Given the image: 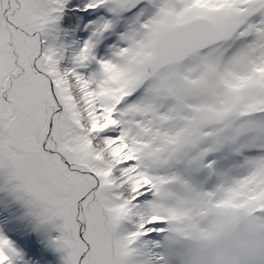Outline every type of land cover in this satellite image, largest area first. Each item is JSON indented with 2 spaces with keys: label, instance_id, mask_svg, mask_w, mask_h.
<instances>
[{
  "label": "snow or ice",
  "instance_id": "6c2138e0",
  "mask_svg": "<svg viewBox=\"0 0 264 264\" xmlns=\"http://www.w3.org/2000/svg\"><path fill=\"white\" fill-rule=\"evenodd\" d=\"M217 209L264 215V0H0V264H169Z\"/></svg>",
  "mask_w": 264,
  "mask_h": 264
},
{
  "label": "clouds",
  "instance_id": "9594fccd",
  "mask_svg": "<svg viewBox=\"0 0 264 264\" xmlns=\"http://www.w3.org/2000/svg\"><path fill=\"white\" fill-rule=\"evenodd\" d=\"M168 249L180 253L171 255L169 264H237L243 258L252 264L264 256V215L240 216L228 209L215 210L214 218L204 227H197L191 239L169 233ZM137 264H152L141 257Z\"/></svg>",
  "mask_w": 264,
  "mask_h": 264
},
{
  "label": "rangeland",
  "instance_id": "374dc122",
  "mask_svg": "<svg viewBox=\"0 0 264 264\" xmlns=\"http://www.w3.org/2000/svg\"><path fill=\"white\" fill-rule=\"evenodd\" d=\"M57 260H59V258L57 257Z\"/></svg>",
  "mask_w": 264,
  "mask_h": 264
}]
</instances>
